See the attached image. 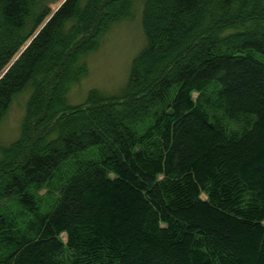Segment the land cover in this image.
<instances>
[{"label": "trees", "instance_id": "1", "mask_svg": "<svg viewBox=\"0 0 264 264\" xmlns=\"http://www.w3.org/2000/svg\"><path fill=\"white\" fill-rule=\"evenodd\" d=\"M133 1L0 0V264H264V0H142L141 103L73 108Z\"/></svg>", "mask_w": 264, "mask_h": 264}, {"label": "rangeland", "instance_id": "2", "mask_svg": "<svg viewBox=\"0 0 264 264\" xmlns=\"http://www.w3.org/2000/svg\"><path fill=\"white\" fill-rule=\"evenodd\" d=\"M59 4L57 2L52 5V9L58 7ZM142 7V0L133 1L129 8L131 10L130 14L111 24L102 36L97 49L83 57L87 72L77 84L70 87L67 94V102L70 106L73 108L88 107L87 102L91 99L93 101L99 100L101 97L105 99L103 104L125 100H130L129 106L133 100L136 103H141L140 99L142 98L136 97V99L131 100L126 98L124 93L129 85L133 63L146 44L142 22ZM42 28L40 27L34 36ZM201 41V39L196 41L194 46ZM194 61H191V64L195 63ZM29 95L30 89H26L15 96L9 110L0 121V145L8 146L21 137L22 125L24 126L26 120ZM48 116L49 111L45 112L41 121L47 119ZM101 119V116L96 117V119L87 118L83 130L91 127L99 129V124L104 126ZM30 135L32 136V132H30Z\"/></svg>", "mask_w": 264, "mask_h": 264}, {"label": "water", "instance_id": "3", "mask_svg": "<svg viewBox=\"0 0 264 264\" xmlns=\"http://www.w3.org/2000/svg\"><path fill=\"white\" fill-rule=\"evenodd\" d=\"M65 1H66V0H62L61 3L58 5V7L55 9L54 12H56V11H57V10H58V9L64 4ZM54 12H53V13H54ZM51 16H52V15H51ZM51 16H50V17H51ZM37 34H38V33H37Z\"/></svg>", "mask_w": 264, "mask_h": 264}, {"label": "bare ground", "instance_id": "4", "mask_svg": "<svg viewBox=\"0 0 264 264\" xmlns=\"http://www.w3.org/2000/svg\"><path fill=\"white\" fill-rule=\"evenodd\" d=\"M14 62V61H13Z\"/></svg>", "mask_w": 264, "mask_h": 264}]
</instances>
